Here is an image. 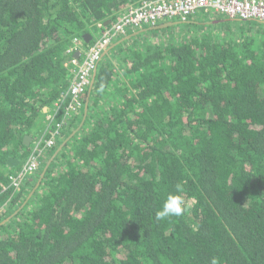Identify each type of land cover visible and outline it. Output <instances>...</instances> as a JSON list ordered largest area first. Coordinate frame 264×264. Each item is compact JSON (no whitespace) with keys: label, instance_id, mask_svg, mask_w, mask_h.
Wrapping results in <instances>:
<instances>
[{"label":"trees","instance_id":"trees-1","mask_svg":"<svg viewBox=\"0 0 264 264\" xmlns=\"http://www.w3.org/2000/svg\"><path fill=\"white\" fill-rule=\"evenodd\" d=\"M143 1L0 0V264H264L263 22L134 34L68 108L73 40Z\"/></svg>","mask_w":264,"mask_h":264},{"label":"built area","instance_id":"built-area-1","mask_svg":"<svg viewBox=\"0 0 264 264\" xmlns=\"http://www.w3.org/2000/svg\"><path fill=\"white\" fill-rule=\"evenodd\" d=\"M200 14H221L226 21L264 23V0H144L141 4L129 8L120 19L106 27L89 47H83L80 40L75 38L69 50L77 51L81 57L74 58L72 65H69L74 72V78L68 91L72 97V102L68 107L72 114L82 112L90 88L92 92L100 62L121 40L128 36L131 37L136 32L151 29L160 22H186ZM66 123L67 121L63 120L57 124L52 137L44 146L46 149H52L57 145ZM44 147L35 146V151L23 165L18 176L13 178V184L16 187L19 188L27 176L38 172L43 163L40 154Z\"/></svg>","mask_w":264,"mask_h":264},{"label":"water","instance_id":"water-1","mask_svg":"<svg viewBox=\"0 0 264 264\" xmlns=\"http://www.w3.org/2000/svg\"><path fill=\"white\" fill-rule=\"evenodd\" d=\"M188 21H189V20H188ZM186 22H187V21H186ZM107 23H110V21H108ZM176 23H178V22H177V21H176V22H174V21H171V22L168 21V22L163 23V25L161 24V25H157V26L153 27V29L166 28V27H169V26L175 25ZM149 29H150V28H149ZM140 32H141V31H140ZM137 33H139V32H136L135 34H137ZM132 35H133V34H132ZM85 37H86V35H85ZM128 37H130V36H128ZM128 37H127V38H128ZM127 38H124V39L121 40L120 42L126 40ZM92 84H93V83H92ZM90 93H91V88H90V91H89V93H88V97H87V101H86V105H85V116H86V113H87V111H88V105H89L88 98H89V96H90ZM82 121H83V120H82ZM72 134H74V132H72L71 135H72ZM71 135H70L68 138H66V140H65V141L59 146L58 149H61V148L63 147V145L67 142V140L71 137ZM25 141H26V143H29V142L31 141V137H30V136H25ZM54 155H55V154H54ZM54 155L50 158V161L53 159ZM50 161L47 163V165H46L45 168L43 169V172H42V174H41L40 179L43 177V175H44L46 169H47L48 166H49Z\"/></svg>","mask_w":264,"mask_h":264},{"label":"rangeland","instance_id":"rangeland-1","mask_svg":"<svg viewBox=\"0 0 264 264\" xmlns=\"http://www.w3.org/2000/svg\"><path fill=\"white\" fill-rule=\"evenodd\" d=\"M221 15V14H220ZM209 16H216V14H214V15H209ZM219 19H221L222 18V16H219L218 17ZM224 18V17H223ZM193 21H196V22H199V23H204L205 21H207L208 20V17L206 16V15H204V14H200V15H196V16H194V18L192 19ZM64 142V141H63ZM50 161V159L48 160V162ZM47 162V163H48ZM49 164H51V161H50V163ZM46 166V165H45ZM50 166V165H49ZM25 180V179H24ZM20 187H22V185L20 186ZM19 187V188H20ZM4 212H7V210H5V211H3V213Z\"/></svg>","mask_w":264,"mask_h":264},{"label":"crops","instance_id":"crops-1","mask_svg":"<svg viewBox=\"0 0 264 264\" xmlns=\"http://www.w3.org/2000/svg\"><path fill=\"white\" fill-rule=\"evenodd\" d=\"M204 15H206L207 17H208V20L207 21H205L204 23H201V24H208V23H219V22H224L225 21V19L222 17L221 19H219L218 17L219 16H221V15H216V16H209L208 14H204ZM166 22V21H165ZM165 22H160L158 25H163V23H165ZM197 23H199V22H197Z\"/></svg>","mask_w":264,"mask_h":264},{"label":"bare ground","instance_id":"bare-ground-1","mask_svg":"<svg viewBox=\"0 0 264 264\" xmlns=\"http://www.w3.org/2000/svg\"><path fill=\"white\" fill-rule=\"evenodd\" d=\"M57 119V118H56ZM53 127V126H52Z\"/></svg>","mask_w":264,"mask_h":264}]
</instances>
